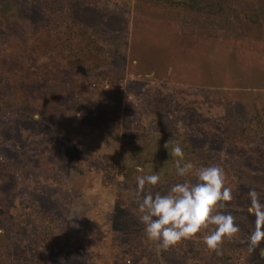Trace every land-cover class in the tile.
<instances>
[{
  "label": "rangeland",
  "instance_id": "374dc122",
  "mask_svg": "<svg viewBox=\"0 0 264 264\" xmlns=\"http://www.w3.org/2000/svg\"><path fill=\"white\" fill-rule=\"evenodd\" d=\"M172 138L224 170L219 254L144 235L137 166L152 193L195 180ZM250 189L264 202V0H0V264H264Z\"/></svg>",
  "mask_w": 264,
  "mask_h": 264
},
{
  "label": "clouds",
  "instance_id": "9594fccd",
  "mask_svg": "<svg viewBox=\"0 0 264 264\" xmlns=\"http://www.w3.org/2000/svg\"><path fill=\"white\" fill-rule=\"evenodd\" d=\"M174 160L178 177H194L173 183L166 193L145 191V186H155L161 181L160 172L145 174L137 166L136 191L133 199L138 201V220L144 226V235L155 242L160 249L167 250L178 242L197 238L212 251L220 253L224 238H232L239 232L235 217L231 213L218 211L222 202L229 201L231 189L225 184L224 170L219 165L196 167L184 159L180 143L173 138L164 145ZM250 211L255 225L248 237V251H253L264 241V202L258 192L250 189L247 193ZM212 226V227H210ZM208 229V231H203ZM197 234H200L197 236Z\"/></svg>",
  "mask_w": 264,
  "mask_h": 264
}]
</instances>
